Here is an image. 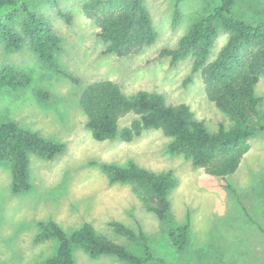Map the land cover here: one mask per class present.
Returning <instances> with one entry per match:
<instances>
[{
  "label": "rangeland",
  "instance_id": "1",
  "mask_svg": "<svg viewBox=\"0 0 264 264\" xmlns=\"http://www.w3.org/2000/svg\"><path fill=\"white\" fill-rule=\"evenodd\" d=\"M28 1L51 21L62 39L58 56L62 72L45 66L29 43L9 52L0 39V67L12 64L33 77L28 88L0 87V120L15 119L45 138L64 143L65 150L53 159L31 153L32 188L19 194L12 191L10 164L0 162V264H40L52 256L58 239L34 241L39 223L48 220L59 223L68 234L89 222L97 232L128 245L126 237L116 234L109 224L118 220L136 232L143 230L156 254L169 264L179 262L158 216L148 210L131 184L111 182L103 170L104 163L125 166L130 161L156 172L172 170L177 176L178 184L169 199L175 220L190 221L188 254L193 264H264V136L252 139L237 172L223 179L194 166L184 155L172 153L171 138L158 129L145 130L130 142L95 140L79 105L85 86L109 78L130 95L145 89L164 94L168 103H187L211 131L218 130L220 123L229 126L228 116L207 97L201 72L193 68L194 56L174 62L171 56L161 55L162 49L177 45L191 25L212 8L213 1L145 0L157 39L127 56L104 53L96 24L83 12L86 0H58L57 4L53 0ZM176 7L181 17L174 25ZM59 10L70 13L71 22L60 16ZM235 10L243 17L264 20V0H237ZM228 37L221 28L210 59L217 56ZM38 88L49 92L47 101L37 97ZM256 94L264 112V76ZM136 117L128 114L120 127ZM227 183L236 192L228 190ZM218 250L224 257L214 258ZM74 259L75 264H130L113 255L93 258L79 247L74 249Z\"/></svg>",
  "mask_w": 264,
  "mask_h": 264
},
{
  "label": "trees",
  "instance_id": "2",
  "mask_svg": "<svg viewBox=\"0 0 264 264\" xmlns=\"http://www.w3.org/2000/svg\"><path fill=\"white\" fill-rule=\"evenodd\" d=\"M53 1L57 4L58 0ZM212 1V8L191 25L174 48L162 49L161 55L171 56L174 62L194 56L193 68L201 72L207 97L228 116L230 125L220 123L218 130L211 131L195 117L187 103H168L164 94L145 89L130 95L117 81L107 78L85 86L79 98L87 117L86 125L95 140L120 138L130 142L145 130L158 129L171 138L169 150L172 153L184 155L206 173L225 179L237 172L252 147V139L264 136L262 99L256 94V87L264 76V20L239 15L235 10L237 0ZM82 9L96 24L97 36L105 44L104 53L135 54L157 39L145 0H86ZM59 15L71 22L70 13L59 10ZM180 17V9L176 7L174 25ZM221 28L228 32V40L217 56L210 59ZM0 39L9 52L18 51L29 43L45 66L62 72L58 60L62 39L51 21L28 0H0ZM72 78L79 81L77 77ZM32 81L31 73L15 65L0 67L1 88L24 89ZM36 95L41 101L50 97L43 88H38ZM131 113L137 117L121 128V119ZM64 150V143L45 138L15 119L0 120V162L10 164L14 194L32 188L31 153L53 159ZM103 170L111 182L131 184L148 210L158 216L169 245L180 256V261L173 264H193L188 254L190 221L175 220L169 199L170 191L178 184L174 172L152 171L135 161L125 166L104 163ZM226 188L236 192L230 183ZM261 197L264 198V187ZM109 224L116 234L126 237L128 245L97 232L89 222L68 234L54 220L41 221L34 241L56 238L59 245L56 252L40 264H75L74 249L78 247L93 258L113 255L130 264H169L156 254L143 230L136 232L118 220ZM213 255L222 258L224 252L218 250Z\"/></svg>",
  "mask_w": 264,
  "mask_h": 264
}]
</instances>
